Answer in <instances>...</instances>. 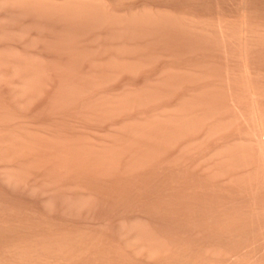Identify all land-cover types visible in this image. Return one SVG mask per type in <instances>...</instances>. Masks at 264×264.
<instances>
[{"label":"rangeland","instance_id":"1","mask_svg":"<svg viewBox=\"0 0 264 264\" xmlns=\"http://www.w3.org/2000/svg\"><path fill=\"white\" fill-rule=\"evenodd\" d=\"M0 264H264V0H0Z\"/></svg>","mask_w":264,"mask_h":264}]
</instances>
